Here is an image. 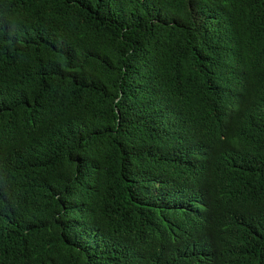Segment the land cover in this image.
<instances>
[{
    "label": "trees",
    "instance_id": "16d2710c",
    "mask_svg": "<svg viewBox=\"0 0 264 264\" xmlns=\"http://www.w3.org/2000/svg\"><path fill=\"white\" fill-rule=\"evenodd\" d=\"M0 264H264V0H0Z\"/></svg>",
    "mask_w": 264,
    "mask_h": 264
}]
</instances>
